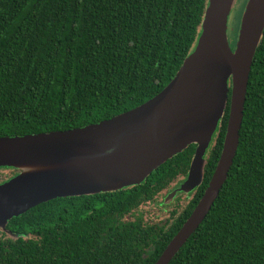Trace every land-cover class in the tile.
I'll return each mask as SVG.
<instances>
[{"label": "trees", "instance_id": "1", "mask_svg": "<svg viewBox=\"0 0 264 264\" xmlns=\"http://www.w3.org/2000/svg\"><path fill=\"white\" fill-rule=\"evenodd\" d=\"M206 5L207 0H0V137L83 127L152 98L193 48ZM228 106L229 96L199 185L163 222L148 223L133 212L186 177L194 143L138 185L54 198L12 217L6 228L14 234L0 236V264H153L208 184ZM168 264H264V29L227 178Z\"/></svg>", "mask_w": 264, "mask_h": 264}, {"label": "water", "instance_id": "2", "mask_svg": "<svg viewBox=\"0 0 264 264\" xmlns=\"http://www.w3.org/2000/svg\"><path fill=\"white\" fill-rule=\"evenodd\" d=\"M232 3L207 0L190 53L173 79L139 106L83 127L0 137V167L21 170L0 183V227L54 198L138 185L192 143L190 168L178 190L196 188L229 96L222 148L208 184L153 263L168 264L209 212L238 145L249 72L264 29V0H247L234 48L226 32Z\"/></svg>", "mask_w": 264, "mask_h": 264}, {"label": "rangeland", "instance_id": "3", "mask_svg": "<svg viewBox=\"0 0 264 264\" xmlns=\"http://www.w3.org/2000/svg\"><path fill=\"white\" fill-rule=\"evenodd\" d=\"M247 0H233L230 12L227 16V38L231 48H234L240 19L244 11ZM214 137H212L211 144L213 143ZM208 151L206 153V156ZM206 159V157H205ZM11 169H14L11 170ZM21 170L13 167H0V179L8 180L10 174H18ZM13 175V176H14ZM9 177V178H8ZM184 178L182 176L174 179L164 190L157 194L153 200L142 203L136 210L134 215H141L144 221L148 223H161L169 217L170 211L180 210L191 198L195 191V187L190 191L179 189L180 184ZM4 182V181H3ZM176 189L175 195H169L172 190ZM126 218L130 219V215Z\"/></svg>", "mask_w": 264, "mask_h": 264}, {"label": "flooded vegetation", "instance_id": "4", "mask_svg": "<svg viewBox=\"0 0 264 264\" xmlns=\"http://www.w3.org/2000/svg\"><path fill=\"white\" fill-rule=\"evenodd\" d=\"M11 170H13L14 171V169H11ZM14 175V172H13V174H10V176L9 177H11V176H13ZM8 177V178H9ZM3 181H5L4 179H1L0 180V183L1 182H3ZM16 217V216H15ZM11 219V218H10ZM9 219V220H10ZM8 220V221H9ZM7 221V222H8ZM7 222H6V224H5V226L4 227H0V236H2V235H6V236H8V237H11V235H13L14 233H12L8 228H6V225H7Z\"/></svg>", "mask_w": 264, "mask_h": 264}]
</instances>
